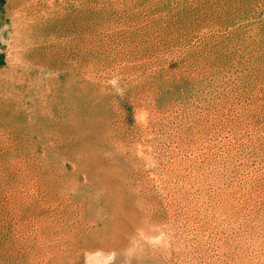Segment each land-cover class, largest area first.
<instances>
[{"label":"rangeland","instance_id":"rangeland-1","mask_svg":"<svg viewBox=\"0 0 264 264\" xmlns=\"http://www.w3.org/2000/svg\"><path fill=\"white\" fill-rule=\"evenodd\" d=\"M0 264H264V0H0Z\"/></svg>","mask_w":264,"mask_h":264}]
</instances>
